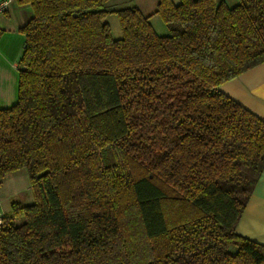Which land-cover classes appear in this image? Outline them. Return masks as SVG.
Wrapping results in <instances>:
<instances>
[{
  "label": "trees",
  "instance_id": "1",
  "mask_svg": "<svg viewBox=\"0 0 264 264\" xmlns=\"http://www.w3.org/2000/svg\"><path fill=\"white\" fill-rule=\"evenodd\" d=\"M18 2L0 180L26 168L33 201L2 214L0 264H264L235 231L264 119L218 89L264 61V0H158L163 35L112 0Z\"/></svg>",
  "mask_w": 264,
  "mask_h": 264
},
{
  "label": "crops",
  "instance_id": "2",
  "mask_svg": "<svg viewBox=\"0 0 264 264\" xmlns=\"http://www.w3.org/2000/svg\"><path fill=\"white\" fill-rule=\"evenodd\" d=\"M32 15L29 3L10 0L8 9L0 16V108L17 100V59L25 41L19 29ZM218 89L264 119V61L221 83ZM235 231L264 244V170L236 223Z\"/></svg>",
  "mask_w": 264,
  "mask_h": 264
},
{
  "label": "rangeland",
  "instance_id": "3",
  "mask_svg": "<svg viewBox=\"0 0 264 264\" xmlns=\"http://www.w3.org/2000/svg\"><path fill=\"white\" fill-rule=\"evenodd\" d=\"M116 3L114 8H120L124 6H135L139 8L143 15L148 17L153 29L156 33L163 35L169 32L166 24L162 20L161 16L155 12L158 0H114ZM113 1V2H114ZM128 2L127 4H125ZM231 5L237 3V0H227ZM112 3H107L110 7ZM110 26L111 34L113 37H119L121 35V29L118 17L115 13H109L104 18ZM33 201V194L30 185V179L26 168H19L15 171L6 173L0 180V211L5 215L10 210L13 202L20 204H28ZM22 217L14 218L12 221L18 223L22 221Z\"/></svg>",
  "mask_w": 264,
  "mask_h": 264
},
{
  "label": "built area",
  "instance_id": "4",
  "mask_svg": "<svg viewBox=\"0 0 264 264\" xmlns=\"http://www.w3.org/2000/svg\"><path fill=\"white\" fill-rule=\"evenodd\" d=\"M10 0H0V16L6 12L8 9V5ZM2 214L3 212L0 211V225L2 224Z\"/></svg>",
  "mask_w": 264,
  "mask_h": 264
}]
</instances>
